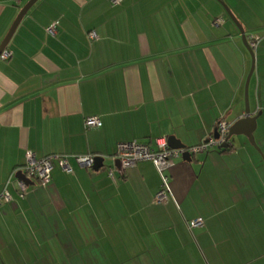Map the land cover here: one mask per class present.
Segmentation results:
<instances>
[{"label": "crops", "instance_id": "obj_1", "mask_svg": "<svg viewBox=\"0 0 264 264\" xmlns=\"http://www.w3.org/2000/svg\"><path fill=\"white\" fill-rule=\"evenodd\" d=\"M28 1L0 0V45ZM223 4L246 36L262 37L254 64ZM7 48L0 192L28 151L107 157L92 168L70 159V173L55 165L45 187L28 180L24 198L13 180L0 208V264H264V0H38ZM247 103L262 111L261 151L241 134L229 149L181 155L166 204L153 201L162 180L151 161L109 176L119 142L196 145ZM91 116L102 125L86 128ZM198 217L204 226L190 228Z\"/></svg>", "mask_w": 264, "mask_h": 264}, {"label": "built area", "instance_id": "obj_2", "mask_svg": "<svg viewBox=\"0 0 264 264\" xmlns=\"http://www.w3.org/2000/svg\"><path fill=\"white\" fill-rule=\"evenodd\" d=\"M114 4H121L122 0H111ZM223 22V18H216L213 21V25H220ZM59 22H52L47 28L49 34L55 35L58 32ZM90 39H96L97 33L91 31L89 33ZM262 37L257 34L247 35V41L250 47L256 51L259 42ZM13 52L6 48L0 54V58L8 60L12 57ZM233 123L227 121L225 118L218 120L216 125V135H209L201 143L188 146L185 148H173L169 144L168 137L162 136L154 138L149 142H143L138 139L129 141H121L117 144L116 153L111 157L114 164L109 166L108 174L110 177L116 179V177H122L125 175L126 170L141 161H151L160 173L162 180L161 187L154 195V202L166 204L169 198L173 197V191L171 188L170 170L174 167L176 159L181 157L185 152L191 155L209 153L214 149H222L226 143L229 142L230 128ZM102 121L97 116L87 117L85 120L86 128L100 127ZM107 156L88 153V154H69V153H52L42 157H37L35 152L28 151L25 157V163L13 171L9 179L6 181L3 190L0 192V208L13 200V194L10 191V185L15 181L19 197L24 198L29 190L30 186L28 180H36L39 185L45 187L52 179V172L55 165H59L65 172H73L70 164V159H75L81 165L92 168L97 158ZM22 173L27 180L20 179L16 175ZM14 180V181H13ZM190 228L202 227L205 222L204 219L198 217L191 220L189 223Z\"/></svg>", "mask_w": 264, "mask_h": 264}, {"label": "water", "instance_id": "obj_3", "mask_svg": "<svg viewBox=\"0 0 264 264\" xmlns=\"http://www.w3.org/2000/svg\"><path fill=\"white\" fill-rule=\"evenodd\" d=\"M38 0H29L25 5L24 7L22 8V10L20 11L19 15L17 16L16 20L14 21L11 29L9 30V32L7 33L6 37L4 38V40L2 41L1 45H0V54L2 53V51L4 49L7 48L16 28L18 27V25L20 24L21 20L23 19V17L26 15V13L28 12V10L37 2ZM223 6H225V4H223ZM227 12L229 13V15L231 16L232 19H234L236 21V18L234 17V15L232 14V12L230 11V9L225 6ZM237 23V21H236ZM238 24V29L241 31V34H242V38H243V42L244 44L247 46V48L249 49V53H251L252 57H253V64H254V58H255V51L250 47L248 41H247V36H246V33L244 31V29H242V27L240 26L239 23ZM252 65L251 67V70H250V73L249 75L247 76V84H246V94H247V91H248V86H249V83H250V76H252L253 72H254V69H255V65ZM245 114L240 117L238 120H236L232 125H231V128H230V133H229V140L231 139V137L233 136H237V135H245L246 137L249 138L250 140V143L255 147V149H258L259 151H261V149H259V146L257 145L256 143V140H255V137H254V131L257 127V119L258 117L262 114V111L261 112H258V114L256 115H253V113H251V110H250V107L248 105V103L246 104V109H245ZM169 144L171 147L173 148H185L186 146L179 140L177 139L175 136H170L169 137ZM229 142L226 143L224 145V148H228L229 147ZM182 157L186 160H191L192 159V155L188 152H185ZM104 160L105 158L102 157V156H99L97 158V162L95 165L97 166H102L104 165ZM18 178L20 179H24V180H27L26 177L18 172L17 175H16Z\"/></svg>", "mask_w": 264, "mask_h": 264}, {"label": "rangeland", "instance_id": "obj_4", "mask_svg": "<svg viewBox=\"0 0 264 264\" xmlns=\"http://www.w3.org/2000/svg\"><path fill=\"white\" fill-rule=\"evenodd\" d=\"M254 136H255V135H254ZM233 137L235 138V137H238V136H233ZM233 137H232V138H233ZM245 137H246V136H245ZM247 138H248V137H247ZM248 140H249V138H248ZM249 141H250V140H249ZM256 143H257V141H256ZM257 145H258V144H257ZM258 146H259V145H258ZM259 148H260V146H259Z\"/></svg>", "mask_w": 264, "mask_h": 264}, {"label": "trees", "instance_id": "obj_5", "mask_svg": "<svg viewBox=\"0 0 264 264\" xmlns=\"http://www.w3.org/2000/svg\"><path fill=\"white\" fill-rule=\"evenodd\" d=\"M223 149H229V148H224V147H223V148H222V149H220V150H223Z\"/></svg>", "mask_w": 264, "mask_h": 264}]
</instances>
